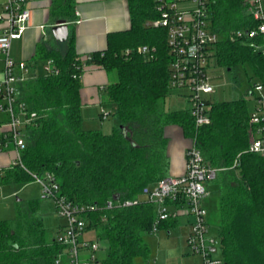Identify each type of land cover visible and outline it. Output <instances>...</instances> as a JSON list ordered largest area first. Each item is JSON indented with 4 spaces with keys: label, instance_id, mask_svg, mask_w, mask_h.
I'll use <instances>...</instances> for the list:
<instances>
[{
    "label": "trees",
    "instance_id": "obj_1",
    "mask_svg": "<svg viewBox=\"0 0 264 264\" xmlns=\"http://www.w3.org/2000/svg\"><path fill=\"white\" fill-rule=\"evenodd\" d=\"M162 0H125L129 29L110 33L106 48L84 60L76 56L72 38L39 44L27 66L52 60L57 74L27 78L20 101L37 118L27 126L21 167L1 172V184L28 183L33 176L52 175L61 194L93 206L91 227L106 244L98 264H134L148 255L143 236L150 233L154 205L105 209L112 201L135 199L169 176L165 130L176 127L217 169L210 182L217 190V230L223 264H264V157L249 151L250 124L245 99L209 107L210 123L196 128L187 109L165 110L171 55L166 30L155 27ZM211 28L220 35L213 60L233 70L248 66L264 87V53L252 48L246 32L256 27L246 0H207ZM53 21L74 20V0H53ZM237 32L240 38H231ZM147 47L148 54L138 51ZM88 64L101 67L116 80L103 87L115 105L117 126L110 133L82 127L80 78ZM101 119V114H100ZM236 161V165L233 167ZM177 218L160 229L170 230ZM38 201L17 200L11 220L0 221V264H54L62 247L46 240Z\"/></svg>",
    "mask_w": 264,
    "mask_h": 264
},
{
    "label": "built area",
    "instance_id": "obj_2",
    "mask_svg": "<svg viewBox=\"0 0 264 264\" xmlns=\"http://www.w3.org/2000/svg\"><path fill=\"white\" fill-rule=\"evenodd\" d=\"M27 0H3L0 10V154L8 152L11 160L6 168L21 165V153L26 147L27 126L37 118L29 113L20 101L22 85L26 82L24 74L31 72L26 62H14L10 56V44L20 39L28 28L30 12ZM180 4V6L178 5ZM247 10L256 22V27L246 32L252 48L264 53V4L261 0H246ZM159 19L155 27L166 30L167 46L171 55L168 87L171 93H178L189 103L187 109L196 128L210 123L207 96L214 93L207 75L209 62L213 60V47L220 35L210 26L207 0H162L159 3ZM237 32L231 38H240ZM138 51L148 54L147 47ZM44 73L57 74L52 60L43 64ZM257 90L261 86H254ZM108 113L101 112V118ZM249 151L264 157V96L256 98L254 111L249 114ZM236 165V161L233 167ZM3 169H1L2 171ZM217 169L208 166L203 156L191 140L185 150L184 172L169 175L151 188L141 193L145 201L154 205L155 217L150 233L156 234L163 223L187 215L191 218L190 232L186 240L193 254L201 256L202 264H223L215 254L219 249L218 239L207 237L208 212L203 206L210 183ZM41 187L42 194L51 198L57 215L64 224L56 229L57 236L52 239L62 247L54 264H98L95 254L99 251L97 235L90 239L85 235L95 231L89 216L93 206L82 205L67 199L61 194L59 182L50 174L41 178L33 176ZM140 202L137 198L123 201H108L105 209L132 207Z\"/></svg>",
    "mask_w": 264,
    "mask_h": 264
},
{
    "label": "rangeland",
    "instance_id": "obj_3",
    "mask_svg": "<svg viewBox=\"0 0 264 264\" xmlns=\"http://www.w3.org/2000/svg\"><path fill=\"white\" fill-rule=\"evenodd\" d=\"M261 2L264 4V0H261ZM178 5L180 6V4ZM51 28L52 26L50 22H48L43 32L50 41L52 40ZM11 51H15L14 46ZM16 53H19L18 49H16ZM14 60V62H19L17 58ZM43 64V61L38 62L31 69V72L24 74L23 77L27 78L30 75L42 74L44 72ZM206 70L207 75L210 77V84L214 89V93L207 96L209 104L245 99L248 113L251 114L254 111L256 98L264 96V87L260 90L254 87L257 80L251 78L253 73L248 66H238L228 71L226 67L220 66L214 60H211ZM108 75L110 82L116 80L115 73H109ZM101 95L104 96L105 94L102 92ZM163 106L165 110H183L189 108V103L184 98L172 97L167 98ZM98 108L99 110L102 109V111H98L95 114H92L90 109L81 112L82 127L86 130H99L104 134H108L113 127L117 126V120L113 115L116 107L112 103L105 102ZM101 112L108 113L107 117L100 119L99 114H101ZM3 130L4 129L0 127V134ZM1 154L0 156H2ZM8 154L9 164L11 154ZM3 168H5V165L0 161V177L1 172L4 170ZM1 169L3 170L1 171ZM205 188L207 195L202 203H204L208 212L207 237L218 239L216 211L217 190L211 183H206ZM136 198L140 201H145L146 196L140 193ZM30 199L38 201L42 222L46 229L45 237L47 241H51L57 236L56 229L64 224V220L57 215L53 200L42 194L41 187L35 180L28 183L16 184H1L0 182V221L11 220L13 218L14 204L17 200ZM189 221L191 222V219ZM189 221L186 217L179 216L177 218V225L169 230V233L161 229L156 234H145L143 236V241L148 247V255L146 258H134V264H202L201 256L191 253L187 247L186 240L190 232ZM97 234H99V230L90 232L85 236L90 239H95ZM98 244L99 251L95 256L98 260H102L105 257L106 244L102 241H99ZM215 256L217 259H221L220 248L217 249Z\"/></svg>",
    "mask_w": 264,
    "mask_h": 264
},
{
    "label": "crops",
    "instance_id": "obj_4",
    "mask_svg": "<svg viewBox=\"0 0 264 264\" xmlns=\"http://www.w3.org/2000/svg\"><path fill=\"white\" fill-rule=\"evenodd\" d=\"M52 1L27 0L26 6L30 12L28 28L20 39L11 41L9 56L13 61L17 58L19 62H29L39 44L49 47L56 45L52 33L51 41L43 34L48 22L51 26L55 23L50 17ZM2 3L3 0H0V10ZM129 25L125 0H74V20L68 22V37L73 40L76 56L84 60L91 54L106 48L108 34L126 31L129 29ZM13 46L14 52L11 51ZM16 49L19 51L18 54ZM79 82L81 84V112L87 109H90L92 114L102 111L98 107L108 102L106 95L103 96L101 93L103 87L110 82L109 75L101 67L88 64L84 67ZM172 97L184 98L178 93H171L169 98ZM0 118L2 117L0 116ZM165 135L168 138L169 175H181L184 172L185 150L189 146V141L176 127H168L165 130ZM1 155L0 161L5 165L3 169H6L9 154L3 152ZM203 206L205 207L204 203ZM183 217H186L188 221L191 219L187 215H183ZM166 231L169 233V230Z\"/></svg>",
    "mask_w": 264,
    "mask_h": 264
},
{
    "label": "water",
    "instance_id": "obj_5",
    "mask_svg": "<svg viewBox=\"0 0 264 264\" xmlns=\"http://www.w3.org/2000/svg\"><path fill=\"white\" fill-rule=\"evenodd\" d=\"M51 33L55 41L64 42L68 38V22L65 20L55 21L51 28Z\"/></svg>",
    "mask_w": 264,
    "mask_h": 264
}]
</instances>
